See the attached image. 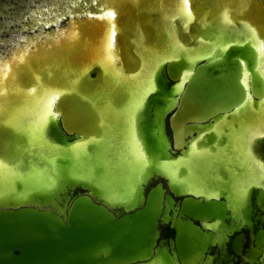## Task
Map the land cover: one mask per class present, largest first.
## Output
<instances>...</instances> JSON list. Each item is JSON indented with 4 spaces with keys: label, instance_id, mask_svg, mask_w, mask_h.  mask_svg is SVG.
<instances>
[{
    "label": "bare ground",
    "instance_id": "bare-ground-1",
    "mask_svg": "<svg viewBox=\"0 0 264 264\" xmlns=\"http://www.w3.org/2000/svg\"><path fill=\"white\" fill-rule=\"evenodd\" d=\"M50 3L30 22L40 32L0 57V209L62 218L81 186L90 199L75 203L100 217L145 216L133 258L104 264H223L245 228L237 264H264V0ZM160 178L170 192L145 197ZM165 224L178 246L159 237Z\"/></svg>",
    "mask_w": 264,
    "mask_h": 264
},
{
    "label": "water",
    "instance_id": "water-1",
    "mask_svg": "<svg viewBox=\"0 0 264 264\" xmlns=\"http://www.w3.org/2000/svg\"><path fill=\"white\" fill-rule=\"evenodd\" d=\"M217 68L219 67L209 64L205 60L199 62L195 67L204 75H209L211 72L215 75ZM169 81L174 83L176 80L170 78ZM202 88L199 85V91L194 89L195 94L199 93L201 96ZM181 101L180 98L169 116L170 127L171 118L180 113ZM201 102H209L208 95L207 97L203 96ZM192 125H194L193 122L187 123L189 127ZM60 126L65 133L72 134L69 137L75 138L76 132H78L75 125L72 130L67 129L61 118ZM160 179L165 181L168 187L166 179ZM159 183L162 185L161 182ZM78 188L80 191L77 193L74 190L68 191L70 196H73L71 200L73 202L62 218L55 213L29 206L0 209V264H104L107 260L109 262L118 256H123L125 259L131 257L132 259L133 253L142 243L143 235L140 233L139 223L145 216H136L133 211L122 213L117 217L108 216L109 219L100 217L95 211L75 203L79 199L87 197L84 194L87 192L86 189L81 186ZM152 189H156V185L147 191L145 189V197ZM171 194H173L172 191ZM186 198L188 197H184L179 209L180 212H184L186 216L192 218L190 214L182 211ZM86 199H90V196ZM170 227L174 230V242L178 246V233L171 224ZM200 231L202 230L200 229ZM238 236L239 234L235 238ZM102 248H107V253L100 257L98 253ZM172 250L173 247L170 246V253L173 252ZM231 250L235 255L242 253L234 251L232 248ZM138 262L135 260L128 264H137ZM124 264L127 263L124 262Z\"/></svg>",
    "mask_w": 264,
    "mask_h": 264
},
{
    "label": "rangeland",
    "instance_id": "rangeland-1",
    "mask_svg": "<svg viewBox=\"0 0 264 264\" xmlns=\"http://www.w3.org/2000/svg\"><path fill=\"white\" fill-rule=\"evenodd\" d=\"M52 1L53 0H0V57L8 55L10 50L18 44H21L25 38L34 36L40 32L37 28H34V31H37L34 32L33 28L30 26V22L39 21L40 17L43 16V13L48 9L47 6H49ZM17 16H20V19H17ZM43 31L46 32L48 29L46 28V30L44 29ZM166 129L169 134V129ZM156 181L157 180H152L147 188ZM78 191H80L79 188L74 189L75 193ZM178 204L179 200L176 202L177 206ZM168 229L167 225L160 226L163 236L168 234ZM243 233L247 239L246 229L243 230ZM247 244L248 242H245L244 252L246 251L245 247ZM226 249L227 252L222 259V263L230 261L233 264H237V262L240 261L239 256L236 257L233 255L228 245H226ZM212 253H217V251L213 249Z\"/></svg>",
    "mask_w": 264,
    "mask_h": 264
},
{
    "label": "flooded vegetation",
    "instance_id": "flooded-vegetation-1",
    "mask_svg": "<svg viewBox=\"0 0 264 264\" xmlns=\"http://www.w3.org/2000/svg\"><path fill=\"white\" fill-rule=\"evenodd\" d=\"M167 78V77H166ZM167 84H168V87L169 86H171L173 83L172 82H170L169 81V79L167 80ZM172 114V111L169 113V115L166 117V120H165V125H166V128H168L169 129V134L167 133V135L169 136V137H171V130H170V126H169V123H168V119H169V116ZM166 132H167V129H166ZM159 182H161L162 183V186H163V188L165 189V192L166 193H169L170 191H169V189H168V187H167V185H166V182L165 181H163L162 179H157V181L153 184V185H151V186H149L148 188H146V191L150 188V187H152V186H154V185H156L157 183H159ZM174 199H175V201L176 202H178V200H179V204H178V206H180L181 205V203H182V201H183V199H184V197H181V198H175L174 197ZM262 215L264 216V214L262 213ZM195 224L200 228V223H198V222H195ZM165 225H167L168 226V234L166 235V236H163L162 235V231L160 230V226H159V237L161 238V239H164L165 241H168V240H170V239H174V230L170 227V225L169 224H165ZM201 230H202V228H200ZM246 229V228H245ZM243 230L244 229H242L241 230V232L243 233ZM246 231H247V239L245 238V242H248V240H249V231H248V229H246ZM239 234V232H234V234L229 238V241H227V243H226V245H228V247H229V250H230V252L233 254V255H235L234 253H233V251L231 250V244H232V241H233V238H235L237 235ZM244 234V233H243ZM245 236V235H244ZM245 244V243H244ZM248 245V244H247ZM246 249H247V246L245 247ZM225 249H226V247H225ZM242 249H244V245H243V248ZM216 250V249H215ZM226 252H227V249H226ZM218 254H219V252H217ZM216 253V254H217ZM245 253H246V251L244 252V250H242V254L243 255H245ZM217 254V255H218ZM226 254V253H225ZM236 256V255H235ZM237 257V256H236ZM241 261V260H240ZM240 261L238 262V263H240ZM228 262H230V261H227V262H225V263H228ZM222 263V262H221ZM224 264V263H223Z\"/></svg>",
    "mask_w": 264,
    "mask_h": 264
},
{
    "label": "snow or ice",
    "instance_id": "snow-or-ice-1",
    "mask_svg": "<svg viewBox=\"0 0 264 264\" xmlns=\"http://www.w3.org/2000/svg\"><path fill=\"white\" fill-rule=\"evenodd\" d=\"M108 15H112V13H111V12H109V13H108Z\"/></svg>",
    "mask_w": 264,
    "mask_h": 264
}]
</instances>
